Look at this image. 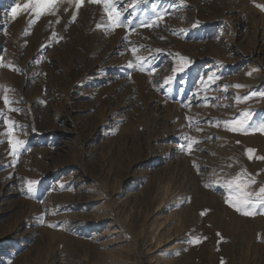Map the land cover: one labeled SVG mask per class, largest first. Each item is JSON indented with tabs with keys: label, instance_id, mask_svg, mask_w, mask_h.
I'll use <instances>...</instances> for the list:
<instances>
[{
	"label": "rangeland",
	"instance_id": "rangeland-1",
	"mask_svg": "<svg viewBox=\"0 0 264 264\" xmlns=\"http://www.w3.org/2000/svg\"><path fill=\"white\" fill-rule=\"evenodd\" d=\"M27 2L0 0V264H264V205L230 206L264 186V0H115V29Z\"/></svg>",
	"mask_w": 264,
	"mask_h": 264
},
{
	"label": "snow or ice",
	"instance_id": "snow-or-ice-1",
	"mask_svg": "<svg viewBox=\"0 0 264 264\" xmlns=\"http://www.w3.org/2000/svg\"><path fill=\"white\" fill-rule=\"evenodd\" d=\"M59 0H28L27 3L24 4V10L25 11H30L34 17H40L43 15L47 14H54V8L57 5ZM76 8L79 9L84 0H74ZM88 3L90 4H96L100 5L103 8V15L107 18V24L115 29V27L121 26V20H122V13L117 6L115 0H88ZM133 5H134V0H133ZM257 7H260L261 10H264V6L257 5ZM19 10V5L14 7L12 9L13 15L15 16L18 13ZM158 19H162L161 17H156L152 18L150 22H145L141 26H146V27H152L157 24ZM73 20H75V15H73ZM101 27V25H98V28ZM55 35V33H53ZM133 55L136 53V48L131 49ZM182 60L184 58H181ZM129 68H132L133 65L130 62L128 65ZM140 69L143 70V65H140ZM15 71V69H13ZM250 74V73H249ZM213 79L212 77H209V80ZM167 83V81H166ZM235 87H241L240 85H236ZM264 95V94H261ZM3 102L5 106H8L11 102L7 98V96L3 97ZM15 111H19L18 109H11ZM5 125H8V130L6 135L9 137L8 139V144L10 146L12 154H16L18 150L22 147V142L19 140H16L15 142L13 141V133L15 131L14 127L11 125V123L8 120H4ZM226 127H228V130L231 131H239L238 127L232 126V125H238L241 124L240 121H231V122H224ZM260 131L264 132V126L260 128ZM196 143V141L190 140L187 144V149L191 150L193 144ZM182 147H184L182 145ZM249 152H252L253 150H248ZM251 155L249 156V159H251ZM260 159H264V157H261ZM239 179V177H237ZM31 183L35 182H30V187L29 191H31ZM233 183L235 182H230L229 187L231 188ZM254 183V181H253ZM235 189L237 192L236 195V204H231L230 206L234 207L237 212H242L244 215H251L253 213L249 212L246 210V206L252 203H259L261 205H264V186H261L257 192H255V200L252 199L253 193L251 191H244L243 187L239 183H235ZM203 214V213H202ZM49 227H57L55 224H50L48 225ZM195 243L196 241H192Z\"/></svg>",
	"mask_w": 264,
	"mask_h": 264
},
{
	"label": "bare ground",
	"instance_id": "bare-ground-1",
	"mask_svg": "<svg viewBox=\"0 0 264 264\" xmlns=\"http://www.w3.org/2000/svg\"><path fill=\"white\" fill-rule=\"evenodd\" d=\"M259 148H260V147H259ZM260 149H261V148H260ZM210 199H211V198H210ZM201 200L203 201L202 198H201ZM213 200H214V199H213ZM213 200H212V201H213ZM209 201H210V200H209ZM205 209H206V208H205ZM207 209H208V207H207ZM208 211H209V210H208ZM208 211H206V212H208ZM210 212H212V211H210ZM213 212H214V211H213ZM213 212H212V213H213ZM213 217H214V216H213ZM235 220H236V219H235ZM230 224H231V223H230ZM240 263H241V262H240Z\"/></svg>",
	"mask_w": 264,
	"mask_h": 264
}]
</instances>
